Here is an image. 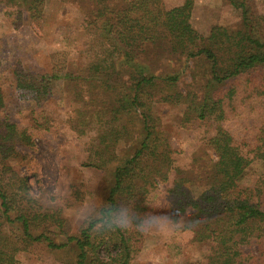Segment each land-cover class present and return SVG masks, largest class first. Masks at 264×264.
Wrapping results in <instances>:
<instances>
[{
    "label": "trees",
    "instance_id": "16d2710c",
    "mask_svg": "<svg viewBox=\"0 0 264 264\" xmlns=\"http://www.w3.org/2000/svg\"><path fill=\"white\" fill-rule=\"evenodd\" d=\"M226 1L240 10L241 26L215 25L203 35L191 23L193 0L170 9L161 0H91L87 26L102 43L85 71L58 65L47 74L16 71L19 99L35 101L26 125L5 113L0 87V264H16L19 253L40 255L42 249L71 252L72 260L64 264H131L145 244L146 234L134 230L98 234L79 227L70 232L63 208L25 196L34 189L13 162L24 159L18 147L35 148L36 137L55 129L56 120L42 104L60 80L83 99L77 118H94L76 125L81 132L85 125L103 123L106 112L111 116L92 144L95 162L85 164L111 175L100 200L127 196L144 211L157 202L196 204L176 207L171 216L199 218V223L184 220L191 241L206 245L197 264H264V170L253 171L254 164L264 169V105L256 117L231 118L240 115L234 102L241 91L244 101L264 98V13L252 0ZM0 3L8 22L19 28L25 13L35 21L42 18L46 0ZM158 44L181 69L156 72L147 54ZM188 73L191 88L181 90ZM99 90L107 94L103 105L82 98ZM158 102L183 106L179 125L199 131L201 152L190 162L183 161L184 149L173 147L154 115ZM123 139L128 152L120 153ZM74 196L78 201L82 191Z\"/></svg>",
    "mask_w": 264,
    "mask_h": 264
},
{
    "label": "rangeland",
    "instance_id": "374dc122",
    "mask_svg": "<svg viewBox=\"0 0 264 264\" xmlns=\"http://www.w3.org/2000/svg\"><path fill=\"white\" fill-rule=\"evenodd\" d=\"M184 2L185 0H161L165 9ZM252 4L258 12L264 13V0H252ZM92 7L91 0H46L41 19L32 20L25 13L24 24L15 28L5 18V7L0 3V87L4 92L5 113L14 115L22 125L28 123L27 115L35 107V101L32 98L19 99L15 88V72L19 70L47 74L52 73L55 65L65 66L66 70L74 73L85 71L96 60L102 43L94 38L87 26V14ZM191 23L201 34L208 35L215 25L239 28L241 14L240 10L226 0H193ZM158 45L153 49L151 47L147 54L155 64L156 72L181 69L176 59L164 50V44ZM190 83L189 73L182 76L179 83L181 90L190 89ZM84 93L86 94L82 98L88 101L93 98L94 101L89 102L94 105H103L108 100L107 94L102 90L91 98L88 92ZM77 94L72 86H67L62 80L55 84L52 93L42 104L49 116L56 120L55 129L36 137L35 148L18 147L24 159L13 162L22 175L29 177L34 191L41 186H52L60 175L67 177L70 181L69 196L63 207V215L73 233L79 228L73 209L86 203L88 199L100 200L111 177L107 171L85 165L95 162L92 144L96 143L98 132L109 126L107 122L111 116L106 112L103 123L96 127L85 125L81 132L76 125L94 118H77L76 111L83 104V99ZM242 94L241 91L234 102L240 115H232L231 118H253L261 114L264 98L251 97L244 101ZM183 108L158 102L153 106V113L170 133L173 147L184 149L181 156L183 161L190 162L198 151L201 152V139L198 130L185 129L179 125ZM121 123L123 121L114 125ZM127 136H124L125 139ZM125 139L118 144L120 153L128 152ZM253 169L255 172L264 170L258 164H254ZM159 188L164 190L165 186L161 184ZM76 190L82 191V197L78 201L74 196ZM156 193L160 192L152 193L153 200L158 196ZM184 220L177 225L175 234L168 238L147 233L143 249L131 264H197L206 245L191 241L192 231L184 228ZM72 257L73 254L69 251L42 249L40 255L19 253L16 264H64L71 261Z\"/></svg>",
    "mask_w": 264,
    "mask_h": 264
},
{
    "label": "clouds",
    "instance_id": "9594fccd",
    "mask_svg": "<svg viewBox=\"0 0 264 264\" xmlns=\"http://www.w3.org/2000/svg\"><path fill=\"white\" fill-rule=\"evenodd\" d=\"M69 184L67 177L60 175L52 186H41L39 190L27 191L25 196L31 201L39 202L52 209L63 208L68 200ZM147 207L148 211L142 210L136 200L127 196H120L115 200L91 198L86 203L77 205L73 209V214L80 228L91 227L98 234L134 230L142 234L155 233L168 238L175 234L177 225L184 219H195L199 223L198 217L171 216L172 210L176 207H198L196 204L183 205L169 201L167 205L157 202ZM161 209L165 210L160 211ZM200 211L211 213L215 209L201 208Z\"/></svg>",
    "mask_w": 264,
    "mask_h": 264
}]
</instances>
